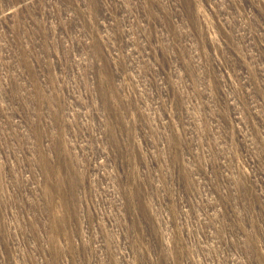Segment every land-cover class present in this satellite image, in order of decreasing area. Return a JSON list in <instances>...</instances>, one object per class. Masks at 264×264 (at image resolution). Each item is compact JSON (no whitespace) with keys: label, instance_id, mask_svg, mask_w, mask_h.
<instances>
[{"label":"rangeland","instance_id":"374dc122","mask_svg":"<svg viewBox=\"0 0 264 264\" xmlns=\"http://www.w3.org/2000/svg\"><path fill=\"white\" fill-rule=\"evenodd\" d=\"M0 264H264V0H0Z\"/></svg>","mask_w":264,"mask_h":264}]
</instances>
